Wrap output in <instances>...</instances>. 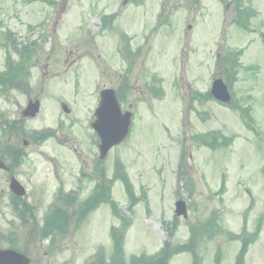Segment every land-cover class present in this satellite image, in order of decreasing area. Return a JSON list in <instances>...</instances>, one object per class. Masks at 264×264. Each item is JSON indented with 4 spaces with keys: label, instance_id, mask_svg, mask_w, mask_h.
Listing matches in <instances>:
<instances>
[{
    "label": "rangeland",
    "instance_id": "obj_1",
    "mask_svg": "<svg viewBox=\"0 0 264 264\" xmlns=\"http://www.w3.org/2000/svg\"><path fill=\"white\" fill-rule=\"evenodd\" d=\"M51 1L0 0L1 30L12 32L18 42L31 38L38 45L30 85L17 78L0 91V137L6 141L2 123L19 117L32 99L41 101L40 111L25 120V128L60 130L56 141L35 145L28 138L25 159L17 172L12 168L8 174L17 175L26 188L27 202L40 209L37 216L44 214L58 182L67 188L82 187L86 195L94 181L78 184L79 172L87 171L102 182L112 176L115 161L123 165L141 201L128 210L122 184L114 182L110 192L117 213L128 217L126 225L110 213L109 203L99 202L80 228L72 225L64 237L54 235L52 246L46 241L32 246L20 238L16 246L25 250L32 264H85L99 246L108 257L109 229L122 226V262L128 264L131 256L154 255L165 241L181 246L189 237L190 225L204 222L215 212L224 233L210 229L197 234L194 246L169 256L168 264H192L196 257L198 264H213L218 250L220 264H232L240 242L225 232H241L243 220L249 232L261 225L255 242L248 245L244 264H264V0L246 1L249 32L231 24L230 0ZM170 12L169 23L156 26L159 14L167 17ZM109 15L116 17L110 31L103 30L101 19ZM122 34L132 50L142 49L127 72L123 103L134 121L129 139L111 149L101 162L105 171L99 167L94 172L98 150L96 136L89 133L90 116L99 90L117 87L125 74ZM227 49L240 50L241 67L233 85L236 109L213 99L193 98L195 91H209L218 74L216 53ZM6 57L7 52L0 50L1 70ZM153 77L162 81L160 98L148 90ZM62 102L68 114L60 108ZM241 108L250 110L252 129L239 117ZM213 132L230 139L226 147L212 150L192 140L194 135ZM179 163L187 173L180 179ZM223 180L225 189L218 192ZM8 182L7 173L0 172L3 234L19 229L8 224L15 220L7 207ZM178 200L186 202L187 218L175 217ZM171 224L177 225L175 232ZM7 245L0 242V246Z\"/></svg>",
    "mask_w": 264,
    "mask_h": 264
},
{
    "label": "water",
    "instance_id": "obj_2",
    "mask_svg": "<svg viewBox=\"0 0 264 264\" xmlns=\"http://www.w3.org/2000/svg\"><path fill=\"white\" fill-rule=\"evenodd\" d=\"M212 93L218 100L227 102L229 99L225 88L220 85L219 81L214 82ZM100 97L101 102L96 111L97 121L93 124V127L100 137V158H103L112 146L118 144L126 137L129 114L120 113L112 90H103L100 93ZM38 108V102L34 104L30 103L23 114L34 116ZM0 168L6 169L1 161ZM10 189L18 196L24 194L23 188L14 179L11 180ZM175 207V213L185 217L186 211L184 203L179 201L176 203ZM0 264H29V260L21 254L6 250L0 251Z\"/></svg>",
    "mask_w": 264,
    "mask_h": 264
},
{
    "label": "trees",
    "instance_id": "obj_3",
    "mask_svg": "<svg viewBox=\"0 0 264 264\" xmlns=\"http://www.w3.org/2000/svg\"><path fill=\"white\" fill-rule=\"evenodd\" d=\"M240 12H244V11H240ZM21 44H23V43H21ZM16 51H17V49H16ZM19 55H20V58H24V59L31 57V52L28 51L27 45L23 46V48L21 49V52H19ZM120 179L123 181L126 194L130 199V208H131L135 203V198H134L132 187L129 184L127 178H125L124 174L120 173ZM105 191H106L105 187L100 188L98 198L90 205L89 208H93L94 206L98 205L99 202H101V201H107V202H109V204L112 208V213L115 214L119 219H121L123 221V225H126L127 221L124 219V217L122 215L117 213L116 206H115L114 202H112L109 199L108 194ZM175 228H176V225L171 224V230H174ZM203 231L209 232L205 228L196 229V228H194V226L191 227V233L194 236H197V234H202ZM115 235H114V238H115ZM121 239H122V236H119V235L115 239L116 240V247H117L118 251H120V248H121ZM185 249H187L188 251L190 250L187 246H183V247L179 248L178 246H175L174 244L170 243V241H166V242H164V246H163L162 250L160 251V253L155 258L147 259V260H144L141 262L134 261V262H132V264H167V261L169 260L168 259L169 256H171L174 253H178L181 250H185ZM244 251H245V244L243 245L240 253L238 254L236 264H242V258H243ZM198 261H199V259H198V257H196L195 259H193L192 264H198Z\"/></svg>",
    "mask_w": 264,
    "mask_h": 264
},
{
    "label": "flooded vegetation",
    "instance_id": "obj_4",
    "mask_svg": "<svg viewBox=\"0 0 264 264\" xmlns=\"http://www.w3.org/2000/svg\"><path fill=\"white\" fill-rule=\"evenodd\" d=\"M14 154L17 156V146H16V151L14 152ZM15 171L17 172V163L15 164ZM8 176L11 178L13 175L8 174ZM16 203H17V201H16ZM18 204L21 205V204H25V203L21 201ZM51 205L53 206V204H51ZM15 217L17 219V215ZM52 217H53V215L49 216V219L52 218ZM39 218H40V220H38ZM35 219L36 220L30 219V223H27L25 226L23 225L24 228H27V225L29 226V231H27L26 233H29L30 236H33V234L38 230V226L44 222V216H38V217H35ZM18 221H19V223H22L20 221V219ZM15 232H17V231H15ZM49 232L52 234L53 233V229H49ZM59 236L60 237L61 236L64 237L65 234H58V237ZM15 238L17 240V236ZM29 239H31V238H29ZM2 240L3 239L0 237V242H2ZM51 241H52L51 238H50V240H48V239L46 240L47 244H49V245H50Z\"/></svg>",
    "mask_w": 264,
    "mask_h": 264
}]
</instances>
